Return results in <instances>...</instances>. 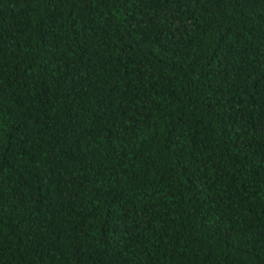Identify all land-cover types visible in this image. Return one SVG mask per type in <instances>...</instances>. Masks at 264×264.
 Masks as SVG:
<instances>
[{
	"label": "trees",
	"instance_id": "1",
	"mask_svg": "<svg viewBox=\"0 0 264 264\" xmlns=\"http://www.w3.org/2000/svg\"><path fill=\"white\" fill-rule=\"evenodd\" d=\"M0 264H264V0H0Z\"/></svg>",
	"mask_w": 264,
	"mask_h": 264
}]
</instances>
